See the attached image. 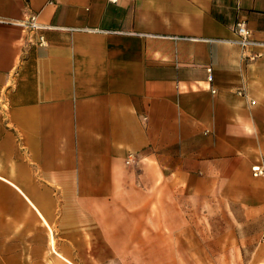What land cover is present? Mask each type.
<instances>
[{
    "label": "crops",
    "instance_id": "1",
    "mask_svg": "<svg viewBox=\"0 0 264 264\" xmlns=\"http://www.w3.org/2000/svg\"><path fill=\"white\" fill-rule=\"evenodd\" d=\"M263 160L264 0H0V264L134 255L173 204L264 264Z\"/></svg>",
    "mask_w": 264,
    "mask_h": 264
},
{
    "label": "rangeland",
    "instance_id": "2",
    "mask_svg": "<svg viewBox=\"0 0 264 264\" xmlns=\"http://www.w3.org/2000/svg\"><path fill=\"white\" fill-rule=\"evenodd\" d=\"M155 207V206H154ZM157 208V206H156ZM158 212L160 211L159 208ZM176 205H169L168 215V229L161 230V222L153 221V234L142 235L138 237L136 242L137 251L134 253H114L112 259H108L111 254L105 251L106 246H101L100 251H90L88 254L91 257L92 264H195L196 257L202 261L201 264H248L251 259V252H249V261L247 251L241 255L240 253V236H237L235 231V221L233 220V235L229 241H232V247L226 252L223 250L225 247L226 236L221 235L217 238V245L209 246L208 243L202 244L203 250L198 252L194 244V237L191 235H178V220L176 219ZM155 213V210H154ZM157 214V213H156ZM160 214V212L158 213ZM155 217V216H154ZM226 220L218 223L219 227L226 224ZM228 224V223H227ZM163 232V235L161 233ZM167 233V234H164ZM203 238V237H202ZM210 238L212 241L214 237ZM141 239V241H139ZM221 240L222 242H220ZM146 247L147 251H144ZM209 247H213V251H208ZM241 247V246H240ZM216 248V250H214ZM206 249V250H204ZM232 249V251H231ZM79 259L81 258L80 252L77 253ZM133 255V256H130Z\"/></svg>",
    "mask_w": 264,
    "mask_h": 264
},
{
    "label": "built area",
    "instance_id": "3",
    "mask_svg": "<svg viewBox=\"0 0 264 264\" xmlns=\"http://www.w3.org/2000/svg\"><path fill=\"white\" fill-rule=\"evenodd\" d=\"M110 2H116V0H109ZM19 25L28 33L33 32L37 33V44L40 46H43L46 44L44 36L40 33V31L45 30L46 27L40 25L37 21V15L29 14L27 17L19 23ZM234 34L236 36L235 42L242 48L246 49L249 46H252L255 44L253 40H251L250 31L247 29L245 23L243 21L236 22L234 26ZM208 71V81H211L212 77L210 75V69H207ZM214 92L213 90L211 91ZM135 159L132 155H129L126 160V165H133L135 164ZM251 174L253 177H260L264 178V160L251 167Z\"/></svg>",
    "mask_w": 264,
    "mask_h": 264
},
{
    "label": "bare ground",
    "instance_id": "4",
    "mask_svg": "<svg viewBox=\"0 0 264 264\" xmlns=\"http://www.w3.org/2000/svg\"><path fill=\"white\" fill-rule=\"evenodd\" d=\"M57 254V253H56ZM57 255H59V254H57Z\"/></svg>",
    "mask_w": 264,
    "mask_h": 264
}]
</instances>
